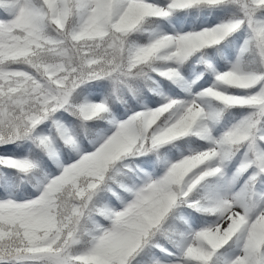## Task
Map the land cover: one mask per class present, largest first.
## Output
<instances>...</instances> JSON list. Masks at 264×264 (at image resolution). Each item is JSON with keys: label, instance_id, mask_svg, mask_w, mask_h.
<instances>
[{"label": "snow or ice", "instance_id": "snow-or-ice-1", "mask_svg": "<svg viewBox=\"0 0 264 264\" xmlns=\"http://www.w3.org/2000/svg\"><path fill=\"white\" fill-rule=\"evenodd\" d=\"M0 264H264V0H0Z\"/></svg>", "mask_w": 264, "mask_h": 264}]
</instances>
